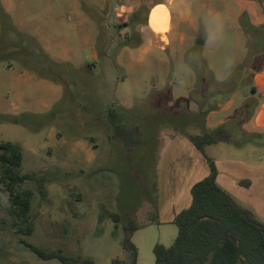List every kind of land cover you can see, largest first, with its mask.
I'll list each match as a JSON object with an SVG mask.
<instances>
[{
    "label": "rangeland",
    "instance_id": "374dc122",
    "mask_svg": "<svg viewBox=\"0 0 264 264\" xmlns=\"http://www.w3.org/2000/svg\"><path fill=\"white\" fill-rule=\"evenodd\" d=\"M243 1L246 52L240 51L246 38L237 29L238 20L201 17L182 21L180 36L170 45L156 42L145 64L128 57L120 65L122 50L143 44L139 28L152 3L107 0L103 12H92L99 37L96 49L91 45L78 51L86 64L79 70L52 63L32 28L18 30L0 16V98L9 64L16 61L61 85L58 93L28 85L29 109L18 116L0 114V144L22 150L17 173L45 178L16 187L30 192L31 202L28 222L17 227L0 181V264H62L40 259L22 240L96 264H130L123 231L130 221L138 226L131 238L136 264H155L154 248L173 245L178 227L169 219L185 209L187 188L207 162L188 136L212 132L232 119L249 121L259 104L253 76L264 58V0ZM200 40L203 45L197 44ZM90 57L94 67L88 65ZM252 141L205 148V156L216 160L228 180L229 194L231 176L238 178L231 174V160L250 162L257 147ZM27 226L30 235L18 233Z\"/></svg>",
    "mask_w": 264,
    "mask_h": 264
},
{
    "label": "crops",
    "instance_id": "0c3cea01",
    "mask_svg": "<svg viewBox=\"0 0 264 264\" xmlns=\"http://www.w3.org/2000/svg\"><path fill=\"white\" fill-rule=\"evenodd\" d=\"M147 1L152 5L149 7L145 24L139 28L143 44L136 48L126 47L122 50L117 58L118 64L123 65V60L128 57L130 61L137 59L138 64H145V60L156 51L158 45L156 42L162 41L165 45H170L180 36L182 21H197L201 17L217 22L221 17L231 15L233 22L238 20L237 29L241 37L246 38L240 51L246 52L247 36L241 25V13L246 3L243 0ZM106 5L107 0H0V16L2 15L5 22L18 30L32 28L33 36L39 39L42 50L52 63H66L73 69L79 70L86 64L80 62L78 51H85L91 45L96 49L97 40L95 39L99 37V26L92 12L101 13ZM154 11H157L156 29L152 25ZM163 19H165V25L162 23ZM88 60V65L94 67V57ZM9 68L10 77L6 83L7 89L4 97L0 98L3 102L0 104L2 115L18 116L22 114L24 108L29 109L26 92L28 85L42 86L55 93L61 90L59 83L41 77L20 62L10 63ZM253 90L254 96L259 98V104L249 121H245L242 125L241 132L258 135L255 142L257 147L253 148L250 153V162L231 160V174L237 173L238 176L237 179L231 176V195L243 207L255 210L262 218L260 220L264 222V159H262L264 158L262 144L264 137V58L260 69L253 76ZM26 112L34 115L45 113ZM201 155L202 159L207 161L206 154ZM225 162L229 168L230 163L226 160ZM206 163H203L202 173L187 188L189 200L184 208L190 205L191 187L209 174ZM214 163L218 170L217 181L225 189L228 187V180L216 160ZM179 212L174 213L169 221L173 222Z\"/></svg>",
    "mask_w": 264,
    "mask_h": 264
},
{
    "label": "trees",
    "instance_id": "16d2710c",
    "mask_svg": "<svg viewBox=\"0 0 264 264\" xmlns=\"http://www.w3.org/2000/svg\"><path fill=\"white\" fill-rule=\"evenodd\" d=\"M241 25L245 32L249 31L244 24ZM261 39L262 34L259 33L257 41ZM3 48L0 41V53ZM234 121L232 119L217 126L212 132L189 135L188 139L203 155L207 146L233 144L241 147L246 140H253L255 144L258 135L241 132L245 122ZM115 123L113 120L112 124ZM22 158V150L17 144H0V181L5 184L10 196L14 227L28 222L31 207L30 192L20 193L16 187L27 181H45L44 177L18 174ZM206 160L209 174L191 187L190 205L175 216L173 223L178 227V235L173 245L170 248L162 245L154 248L155 264H264V222L219 185L215 163L208 157ZM113 218L118 224L119 216L114 215ZM137 230L138 226L133 221L123 227L124 247L131 254L130 264H136L137 249L131 238ZM23 232L30 235L31 226H27L26 230L18 229V233ZM21 242L42 260L58 259L62 264H96L91 258L69 257L62 251L48 252L23 240ZM113 263L126 264L120 260Z\"/></svg>",
    "mask_w": 264,
    "mask_h": 264
},
{
    "label": "bare ground",
    "instance_id": "6f19581e",
    "mask_svg": "<svg viewBox=\"0 0 264 264\" xmlns=\"http://www.w3.org/2000/svg\"><path fill=\"white\" fill-rule=\"evenodd\" d=\"M156 13H157V11H154V14H153V16H152V25H153V27L156 29L157 28V19H156ZM165 19H163L162 20V23L165 25V21H164Z\"/></svg>",
    "mask_w": 264,
    "mask_h": 264
},
{
    "label": "water",
    "instance_id": "95a60500",
    "mask_svg": "<svg viewBox=\"0 0 264 264\" xmlns=\"http://www.w3.org/2000/svg\"><path fill=\"white\" fill-rule=\"evenodd\" d=\"M198 45H203V41H198V43H197Z\"/></svg>",
    "mask_w": 264,
    "mask_h": 264
}]
</instances>
